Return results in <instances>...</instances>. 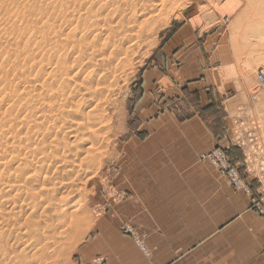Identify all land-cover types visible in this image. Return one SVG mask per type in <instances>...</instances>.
<instances>
[{
	"label": "rangeland",
	"instance_id": "374dc122",
	"mask_svg": "<svg viewBox=\"0 0 264 264\" xmlns=\"http://www.w3.org/2000/svg\"><path fill=\"white\" fill-rule=\"evenodd\" d=\"M124 1L144 7L147 0ZM91 2L0 0V228L5 225L8 233V241L0 238V264H75L77 247L99 214L125 200V191L132 190L129 171L135 174L138 161L146 157L145 143L156 140L153 127L162 111L178 122L196 113L227 141L228 134L229 143L243 150V159L230 157L227 148L214 149L224 150L246 185V177L258 182L252 207L264 203L258 195L264 191V82H257L264 76V42L255 39L264 35V17L249 16L245 1L235 10L237 0H186L180 17L169 12L153 17L142 28L151 31L144 30L139 39L137 33L127 50L129 38L120 39L114 24L131 17L133 24L126 32L130 36L144 16L127 15L111 4L92 8ZM104 16L111 18L105 25ZM90 22L99 29L85 33L84 39L92 40L94 47L78 52L70 43L83 37L80 27ZM232 34L244 38L234 43ZM176 35L178 43L173 42ZM104 40L109 46H103ZM182 48H199L198 55L191 50L189 54L194 62L196 57L204 61L209 81L220 72L231 100L227 112L224 96L208 92L213 108L200 114L194 93L182 91L180 98L143 84L149 69L165 73L168 66L178 68ZM72 85L88 91L86 104L96 110L91 120L95 135L80 125L72 139L70 126L80 122L81 113L69 114L71 107H60L54 97L49 100L54 93L64 97ZM257 86L260 90L254 93ZM143 98L154 105L152 111L144 112L138 105ZM88 136L92 142L82 144ZM8 138L4 149L1 144ZM201 155L199 160L211 166ZM70 168L72 173H67ZM23 175L31 178L19 192L16 185ZM28 228L32 232L26 237ZM128 228L145 243L144 236L127 223L120 232L127 236ZM23 240L34 243L33 248L21 251ZM99 261L104 262L95 259L91 264Z\"/></svg>",
	"mask_w": 264,
	"mask_h": 264
},
{
	"label": "crops",
	"instance_id": "0c3cea01",
	"mask_svg": "<svg viewBox=\"0 0 264 264\" xmlns=\"http://www.w3.org/2000/svg\"><path fill=\"white\" fill-rule=\"evenodd\" d=\"M178 38L174 36L173 42L178 43ZM182 49L177 53L178 68L168 66L165 73L149 69L143 84L180 98L182 91L195 93L201 108L212 102L208 98L212 92L225 97L222 106L227 112L231 100L220 72L209 81L204 77V61L196 57V63L189 54L191 50L198 55L199 48ZM146 102L143 98L138 105L144 112L152 111L154 105ZM156 119V140L145 143L146 157L138 161L135 174L129 171L132 190L125 191V200L99 214L91 233L77 247L75 264H91L95 259L103 264H264V216L252 207L258 182L246 177L248 190L234 189L199 160V155L215 147H232L231 155L241 161L242 149L229 143L228 134L227 141L212 133L196 113L178 122L162 111ZM124 223L144 236L149 257L120 232Z\"/></svg>",
	"mask_w": 264,
	"mask_h": 264
},
{
	"label": "bare ground",
	"instance_id": "6f19581e",
	"mask_svg": "<svg viewBox=\"0 0 264 264\" xmlns=\"http://www.w3.org/2000/svg\"><path fill=\"white\" fill-rule=\"evenodd\" d=\"M82 1H84V0H82ZM121 1H123V2H121ZM188 1H190V0H188ZM245 1V5L247 6V9H246V12L248 11V10H250L251 11V14L249 13V16L251 15V17H264V0H237V2H236V5H235V10H237L239 7H240V5H241V3L242 2H244ZM126 3V4H125ZM187 4V2H186V0H152V2H151V0H147V1H145V2H143V5H144V7L143 6H139V4H138V6L135 4V3H133V1H130V2H125L124 0H92V2H91V4L93 5V6H91L92 8H96V6L98 5H100V7H104V6H106V5H116L118 8H123V11L124 10H126L127 11V13H125V14H127V15H130V16H133V15H135L137 12L139 13V15H141V16H144V20L140 23V24H137L136 26H134L136 29H135V31L134 32H132L131 33V35L129 36V35H127V33L126 32H128V26L130 25V23H132L133 24V22L132 21H130V18L131 17H127L126 18V22H124V17H121L120 19H119V21L118 22H116L114 25H115V28H116V30L118 31V33H119V35H120V39H127V38H129V41L127 40V43H128V45H126V48L125 49H131L130 47V43L131 42H133L134 43V38L136 39V35H137V33H138V39L139 38H141L142 37V33H143V31L144 30H146V29H142L143 27H146L147 25V22L148 21H150V20H152L153 19V17H161L162 15H164V13H172V15H174V17L177 15V17H180L181 16V13H178V12H180L183 8H184V4ZM197 3V2H196ZM82 4V3H81ZM191 5H192V3H191ZM115 6V7H116ZM125 8V9H124ZM116 10V9H115ZM235 10H232L230 13H229V15H231ZM123 13V12H122ZM178 13V14H177ZM92 16V15H91ZM95 16H93V17H90V20H91V18H94ZM87 19H89V17H86V20ZM111 21V18H109V17H105L104 16V18H103V20H102V24H104L105 25V23L106 22H110ZM261 21V20H260ZM262 22H263V20H262ZM150 24V23H149ZM148 24V25H149ZM154 24V23H153ZM104 25L102 26V27H104ZM146 25V26H145ZM97 27V28H96ZM81 28V31L80 32H82V38L81 39H79L76 43L75 42H71L70 44H71V47L72 48H75V49H78V52H79V50H81V49H83V48H85V47H88L89 45L90 46H93L94 47V44H93V41L92 40H86V39H84V34L85 33H88V32H92L95 28H96V30L95 31H97L98 29H99V27H98V24L96 25V23L95 22H90V23H87V24H84L83 26H81L80 27ZM78 28L77 27H75L74 28V30H77ZM102 29V28H101ZM151 29H153V27H151ZM139 30V31H138ZM94 31V32H95ZM151 30H149V29H147L146 30V32H150ZM252 31V30H251ZM73 32V30H71V28H70V33H72ZM111 33V32H110ZM133 33H135V34H133ZM95 34V33H94ZM127 36V37H126ZM240 36H242V35H240ZM250 36V35H249ZM238 38H244L243 36L242 37H238V34L236 35V34H232V37H231V40L232 41H234V43H235V41L236 40H238ZM250 38V37H249ZM256 38H258L259 40H260V43H262L261 41H263L264 42V35L263 34H260L259 36L257 35L256 37H255V39ZM250 39H252V37L250 38ZM111 40V39H110ZM137 40V39H136ZM248 40V39H247ZM257 40V39H256ZM91 41V42H90ZM102 42V41H101ZM109 43V42H108ZM115 43V42H114ZM133 43H131V44H133ZM102 44H104L103 46H109V44H107L106 43V41L104 40L103 42H102ZM113 45V44H112ZM111 45V46H112ZM102 46V47H103ZM125 47V46H124ZM108 48V47H107ZM92 50V49H91ZM124 50V49H123ZM126 50V52H128ZM124 52H125V50H124ZM110 53V52H109ZM117 53H115V55H116ZM108 55V54H107ZM118 55V54H117ZM114 57H116V56H114ZM60 58V57H59ZM100 60H101V58H100ZM108 60V59H107ZM56 61V60H55ZM64 62V59H62V63ZM61 63V64H62ZM74 66V65H73ZM72 68V67H71ZM80 73V72H79ZM77 74H78V69L76 68V70H74V72H73V78H75L76 76H77ZM261 76V78H262V82H264V76H263V74L262 75H260ZM259 76V77H260ZM259 77H258V79H257V82H259L260 83V79H259ZM77 78V77H76ZM81 85V84H80ZM73 86V85H72ZM254 90H255V92L254 93H258V91L260 90V88L257 86L256 88H254ZM52 94V93H51ZM86 96H89L88 95V91L86 90V89H84V90H81L80 88H79V86L78 85H74L72 88H71V90L70 91H68L66 94H65V96L64 97H60V96H58L57 94H53L52 95V97L49 99V100H51L53 97V99H54V102H56V103H58L59 104V106L60 107H62V108H64V107H71V109H69V111H68V113L69 114H76V113H81V114H79V121L80 122H78L77 124H72L71 126H70V130H69V132L71 131H73L72 132V135H70V136H72L71 138L72 139H76V137H75V135H74V131L78 128V126H82V125H87L86 126V129H88L87 130V133L89 132V134H94V133H97L96 132V130L94 129L95 127H94V123L91 121L95 116H94V111H96L95 110V107H93V106H88L87 104H86V102H87V99H86ZM67 110V109H66ZM67 112V111H66ZM96 118V117H95ZM85 121V122H84ZM100 122V121H99ZM93 125V126H92ZM13 136H14V134H12ZM95 135V134H94ZM96 137V136H95ZM12 138V137H11ZM90 139H91V137L90 136H88V137H84L83 138V140L81 141V143L82 144H86V143H89L90 142ZM9 140H11V139H6V140H4L3 142H2V144L1 145H3V147L2 148H4V149H7L8 147H7V145L9 144ZM11 142V141H10ZM92 142V141H91ZM90 142V143H91ZM12 143V142H11ZM93 144V143H92ZM42 148V147H41ZM43 149V148H42ZM78 155V154H77ZM72 157V156H71ZM78 158V157H77ZM63 161V160H62ZM71 161V160H70ZM60 162V161H59ZM74 162V161H73ZM55 165V164H54ZM70 167V166H69ZM67 168V167H66ZM72 171H73V169L72 168H70L69 170H67V173H72ZM66 172V171H65ZM69 176V175H68ZM24 178V179H23ZM30 176H25V175H23L22 176V179L23 180H20V181H23V182H20L19 181V183L16 185V188H17V190L18 189H22V188H24V187H26V185H28L29 183H28V180L27 179H29L30 180ZM63 182H61V184H62ZM59 184V183H58ZM65 186V185H64ZM59 187H61V186H59ZM66 187V186H65ZM16 190V189H15ZM19 192H20V190H18ZM17 192V191H16ZM34 195H36V194H34ZM31 196H32V194H31ZM31 198V197H30ZM30 201H31V199H30ZM11 216V215H10ZM14 216V215H13ZM27 229V228H26ZM31 232H32V230H29V228H28V230L26 231V232H24L25 234H23L24 236H26V237H28L30 234H31ZM25 237V238H26ZM31 237V236H30ZM0 238H5V240L6 241H8V233H7V230H6V226L4 225V226H2L1 228H0ZM10 239V238H9ZM4 241V240H3ZM17 241V240H16ZM29 241V240H28ZM10 242V241H9ZM23 242H24V240H23ZM26 242V243H25ZM25 244H23V247H22V249H21V251H26V250H30V249H32L33 248V244H32V242L30 241V242H27V240H25ZM6 243V242H5ZM15 245H16V243H15ZM47 258V257H46ZM45 258V259H46ZM44 259V258H43ZM31 260V259H30ZM15 262V261H14ZM13 262V263H14ZM17 262V261H16ZM15 262V263H16ZM12 263V264H13Z\"/></svg>",
	"mask_w": 264,
	"mask_h": 264
},
{
	"label": "built area",
	"instance_id": "2783aa9c",
	"mask_svg": "<svg viewBox=\"0 0 264 264\" xmlns=\"http://www.w3.org/2000/svg\"><path fill=\"white\" fill-rule=\"evenodd\" d=\"M259 79L262 81L261 76L259 77ZM200 158L202 159V161L208 162L215 169V171H217L221 176H223L228 185L233 186L236 189H248L247 185L241 180L239 171L237 170V168L233 167L231 161L229 160L227 154L224 152L223 149H213L211 152L201 155ZM245 163L246 161H244V164ZM258 195L259 197L264 198V191L263 194L261 193V191L258 192ZM256 203L257 201L254 202V204ZM253 207L260 215L264 216V203L262 207H259L258 205H254ZM125 232L127 235H130L134 239L141 253L144 256L149 257L150 252L148 251L143 239L140 238L130 228H128V230ZM94 264H103V262L99 261Z\"/></svg>",
	"mask_w": 264,
	"mask_h": 264
},
{
	"label": "trees",
	"instance_id": "16d2710c",
	"mask_svg": "<svg viewBox=\"0 0 264 264\" xmlns=\"http://www.w3.org/2000/svg\"><path fill=\"white\" fill-rule=\"evenodd\" d=\"M194 95L197 97V99H198V96H197V94H195L194 93ZM195 107V106H194ZM213 108V105H212V103L211 104H209L208 106H206L205 108H201V107H199L198 105H197V103H196V112H198V113H203V112H207V111H209V110H211ZM220 127V126H219ZM209 128H210V130L213 132V133H216L217 134V132H216V130H215V127L212 125V126H210L209 125ZM232 150H234V148H232V147H230V148H228L227 149V154L230 156V157H232V155H231V151ZM232 159V158H231Z\"/></svg>",
	"mask_w": 264,
	"mask_h": 264
}]
</instances>
